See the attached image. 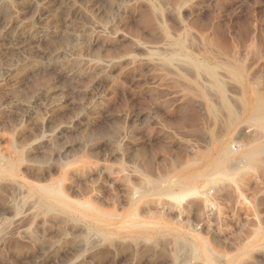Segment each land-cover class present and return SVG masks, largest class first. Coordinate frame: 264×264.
I'll return each mask as SVG.
<instances>
[{"label": "rangeland", "instance_id": "1", "mask_svg": "<svg viewBox=\"0 0 264 264\" xmlns=\"http://www.w3.org/2000/svg\"><path fill=\"white\" fill-rule=\"evenodd\" d=\"M0 165V264H264V0H0Z\"/></svg>", "mask_w": 264, "mask_h": 264}, {"label": "bare ground", "instance_id": "2", "mask_svg": "<svg viewBox=\"0 0 264 264\" xmlns=\"http://www.w3.org/2000/svg\"><path fill=\"white\" fill-rule=\"evenodd\" d=\"M36 32H34V34H35ZM38 35V34H37ZM262 148L261 149H259L257 152H258V155H260L261 153H262ZM245 155H247V156H249V153H247V154H245ZM1 166V165H0ZM1 169V168H0ZM1 176V175H0ZM261 241V240H260ZM258 242V241H257ZM257 244V243H256ZM245 255V254H244ZM208 256H206V258H207ZM240 257V256H239ZM238 257V258H239ZM209 260V259H208ZM237 260V259H236ZM210 261V260H209ZM211 262V261H210ZM235 263V262H234Z\"/></svg>", "mask_w": 264, "mask_h": 264}]
</instances>
